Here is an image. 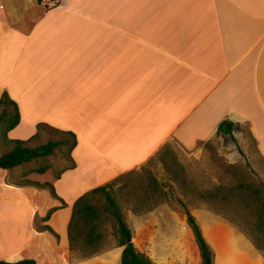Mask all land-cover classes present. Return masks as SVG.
<instances>
[{"label": "crops", "instance_id": "obj_1", "mask_svg": "<svg viewBox=\"0 0 264 264\" xmlns=\"http://www.w3.org/2000/svg\"><path fill=\"white\" fill-rule=\"evenodd\" d=\"M40 2L0 0V99L6 93L20 116L7 139L28 141L41 123L70 132L75 167L58 180L51 170L28 175L59 199L15 186L8 172L0 178V261L121 264L117 245L86 259L70 251L78 198L144 168L172 142L195 150L224 121L247 126L264 158V0ZM163 205L126 219L132 244L154 264H201L200 253L193 263L172 252ZM189 214L213 264H264L232 223L203 207Z\"/></svg>", "mask_w": 264, "mask_h": 264}, {"label": "trees", "instance_id": "obj_2", "mask_svg": "<svg viewBox=\"0 0 264 264\" xmlns=\"http://www.w3.org/2000/svg\"><path fill=\"white\" fill-rule=\"evenodd\" d=\"M39 2L41 0H38ZM20 121L19 112L14 102L4 93L0 99V138L4 148L0 155L2 167L13 177L12 172L32 162L41 163L37 168L28 171L21 180L11 182L18 187H31L48 190L50 195L59 199L51 183H38L29 180L30 174H44L50 166L47 158L52 156L61 147H65L67 165L59 172H53V177L58 180L60 176L75 167L72 160V151L76 147L75 135L53 128L47 124H38L36 133L28 141L8 140L7 133L13 130ZM235 124L224 121L218 128V134L233 138ZM43 131L57 133L61 138L45 144L30 147L32 142L40 139ZM169 150L164 147L156 156L159 162L165 164L170 173L172 183L184 197L191 196L205 205L208 210L220 215L232 224L250 241L253 247L262 255L264 254V187L259 182L236 180L234 185L227 188L215 187L211 191L201 192L192 189L184 180L182 172L173 164L172 160L165 163ZM149 172L142 169L124 174L105 186L96 188L76 200L72 207V215L68 225L69 248L73 254H78L80 259H86L98 254L102 249L103 227L110 222L116 230L117 246L123 248L121 264H154L145 254L140 253L131 242L132 232L121 212L118 199H122L135 215H143L163 203L170 202L164 187L157 180L148 177ZM147 176V181H142ZM119 185V186H118ZM118 186V187H117ZM187 217V224L195 238L200 253L201 264H213L214 253L205 241L195 218L189 214L187 206L181 200ZM58 208H52L42 221H47L50 215ZM42 229L51 231L48 227ZM264 258V255H262ZM0 264H10L1 262ZM12 264H34L33 261H20Z\"/></svg>", "mask_w": 264, "mask_h": 264}, {"label": "rangeland", "instance_id": "obj_3", "mask_svg": "<svg viewBox=\"0 0 264 264\" xmlns=\"http://www.w3.org/2000/svg\"><path fill=\"white\" fill-rule=\"evenodd\" d=\"M1 127L2 126H0V131ZM232 134L233 138L218 134L208 142L199 143L193 151L184 150L178 146L176 142H172L166 145L170 153L168 157H165V163L172 160L173 164L182 172L184 180L190 184L192 189L201 192L211 191L217 186L227 188L230 185H234L238 179L250 182L256 181L263 184L264 187V158L258 154L255 141L252 139L248 127L245 125H236ZM60 138L61 136L57 133L43 131L40 139L32 142L30 147L33 148L49 141H57ZM3 151L4 148L0 138V155ZM47 163L50 166L49 170H51L50 173H52V176L53 172L62 170L67 165L65 147H61L52 156L48 157ZM40 165L41 163L38 162L24 165L22 168L14 170L12 172L13 177L10 178L8 176V181L13 183L21 180V177L25 173ZM142 169L148 170V177L151 176L163 185L164 191L167 192L170 198L168 204H161L163 206L160 208V213H162L163 219L167 221L170 219L169 217L172 219V227L176 232V235L173 237L174 243L176 241V244L172 252L177 255L178 252H180L181 256L188 258L189 261H193V263L197 255L198 261L199 251L195 238L190 227L183 223L186 220V216L178 200L186 204L188 211L193 208H208L201 204L199 200L191 196L184 197L181 194L178 190V186L172 183L170 173L166 170L165 164L159 162L157 156H155L144 168L137 171L140 172ZM5 172L7 173L5 170H0V178L5 175ZM32 177H35V175ZM148 177L143 176L142 181L145 180L146 182ZM32 180H37V177ZM118 203L125 217V221L127 218H131L132 212L129 211V207L124 204L123 200L118 199ZM202 223L201 228L206 230L204 222ZM233 225L236 227L235 224ZM102 238V249L99 253L109 247L117 245L116 230L114 225L110 222L103 227ZM73 255L77 259H80L78 254ZM262 255L264 254L262 253ZM190 263L191 262H189V264Z\"/></svg>", "mask_w": 264, "mask_h": 264}, {"label": "built area", "instance_id": "obj_4", "mask_svg": "<svg viewBox=\"0 0 264 264\" xmlns=\"http://www.w3.org/2000/svg\"><path fill=\"white\" fill-rule=\"evenodd\" d=\"M46 9L56 8L59 5V0H41L40 2Z\"/></svg>", "mask_w": 264, "mask_h": 264}, {"label": "water", "instance_id": "obj_5", "mask_svg": "<svg viewBox=\"0 0 264 264\" xmlns=\"http://www.w3.org/2000/svg\"><path fill=\"white\" fill-rule=\"evenodd\" d=\"M3 166H4V163L0 162V170L2 169Z\"/></svg>", "mask_w": 264, "mask_h": 264}]
</instances>
